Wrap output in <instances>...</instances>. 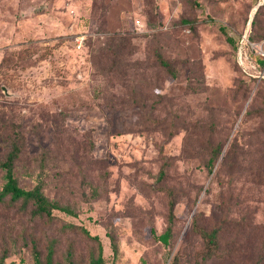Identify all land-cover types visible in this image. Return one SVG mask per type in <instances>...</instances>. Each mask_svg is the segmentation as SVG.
<instances>
[{
	"label": "rangeland",
	"instance_id": "obj_1",
	"mask_svg": "<svg viewBox=\"0 0 264 264\" xmlns=\"http://www.w3.org/2000/svg\"><path fill=\"white\" fill-rule=\"evenodd\" d=\"M247 33L264 36V0H0V157L20 134L18 184L42 179L75 210L33 220L0 202L6 263L34 264L36 238L61 264H89L99 244L105 264H195L197 227L218 225L209 264H264V67ZM170 193L163 245L152 227L166 229Z\"/></svg>",
	"mask_w": 264,
	"mask_h": 264
},
{
	"label": "trees",
	"instance_id": "obj_2",
	"mask_svg": "<svg viewBox=\"0 0 264 264\" xmlns=\"http://www.w3.org/2000/svg\"><path fill=\"white\" fill-rule=\"evenodd\" d=\"M223 33L225 34V29H221ZM246 37L249 39L251 43H260L264 40V36L261 37L260 40L256 41L250 38L249 33H247ZM230 42H233V39H228ZM242 40V38H241ZM121 48V43H116L113 49H109L108 51L103 52L102 59L105 58L108 52H116ZM249 53H252L254 58V63H256L260 68L261 66L264 67V59H262L260 56H257L256 53L251 49L249 45ZM164 66H167L166 63H164ZM264 99V97H262ZM264 104V102L262 103ZM263 110H259L258 114H262ZM21 136L18 133H15V136L11 139V146L10 149L7 150L4 157H0V168L5 171L4 175V182L0 186V202L5 203L7 200L11 203H20V207L22 210H29V216L33 220H52L53 212L54 210L61 209L64 210L65 213L70 215H75V210L70 207L69 205L64 204L59 199H53L49 196L45 195L43 190V181L42 179H38L36 183L29 187V188H23L18 184V178L15 175V165L14 163L20 156V152L22 150L20 146ZM236 145L232 143L229 146V149H227L222 156V161L225 162L229 159L231 154H233V151L235 150ZM222 146L214 145L211 153L209 154L207 158V165L210 167V170H212L213 166L215 165L216 159L222 154ZM263 170V169H261ZM264 176V171H263ZM92 191L97 197V193L94 189V187L91 185ZM171 198L169 200V211L167 215V227L166 229L158 234L157 229L155 227H152L153 234L157 237L158 240L161 241L163 245H168L171 241V238L174 235V220H175V207H176V200L174 198V193H170ZM82 231L86 235H90L94 237L95 239H98V236H93L91 233L86 229L82 228ZM197 231L203 238V248L200 253L201 258H199L195 264H209L210 260L213 259L214 256H216L219 246H220V234L221 230L218 225H213L212 228H204V227H197ZM32 242V257L34 259V264H61L57 263L55 261L54 250L53 246H49L47 249L46 254H42L41 250L39 249L38 242L36 238H33ZM114 252L117 251L116 245L112 243ZM70 253V252H69ZM0 264H7L5 261V254L2 256L0 255ZM89 264H105L104 256H102V248L99 244L98 246V254L97 257L92 256L91 261ZM171 264H180L178 257H175V259L171 262Z\"/></svg>",
	"mask_w": 264,
	"mask_h": 264
},
{
	"label": "built area",
	"instance_id": "obj_3",
	"mask_svg": "<svg viewBox=\"0 0 264 264\" xmlns=\"http://www.w3.org/2000/svg\"><path fill=\"white\" fill-rule=\"evenodd\" d=\"M146 25L143 22V20H141L140 18L135 20V27L134 30L137 33H145L146 29H145ZM242 46L244 45H250L251 49L256 53L257 56H260L262 59H264V40L261 41L260 43H251L249 41V39L246 37V34L242 36ZM77 41V47L80 49L83 46V38L82 37H77L76 39ZM241 46V47H242ZM246 56L248 57V53L246 52ZM257 67L259 68V66L253 62V66L252 68L257 69ZM262 76L264 77V69L262 70Z\"/></svg>",
	"mask_w": 264,
	"mask_h": 264
},
{
	"label": "water",
	"instance_id": "obj_4",
	"mask_svg": "<svg viewBox=\"0 0 264 264\" xmlns=\"http://www.w3.org/2000/svg\"><path fill=\"white\" fill-rule=\"evenodd\" d=\"M260 4L257 5V9L259 8ZM257 9L255 11H257Z\"/></svg>",
	"mask_w": 264,
	"mask_h": 264
}]
</instances>
